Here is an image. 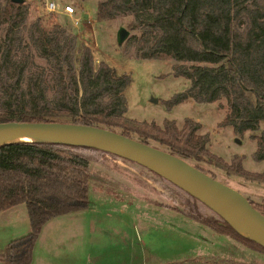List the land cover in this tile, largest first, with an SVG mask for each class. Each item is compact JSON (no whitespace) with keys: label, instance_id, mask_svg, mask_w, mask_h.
Wrapping results in <instances>:
<instances>
[{"label":"trees","instance_id":"obj_1","mask_svg":"<svg viewBox=\"0 0 264 264\" xmlns=\"http://www.w3.org/2000/svg\"><path fill=\"white\" fill-rule=\"evenodd\" d=\"M28 11L24 2L0 0V122L104 127L188 162H204L229 175L264 184V170L244 169L241 156L226 162L212 153L207 136L198 133L201 123L192 118H185L178 128L173 120L166 119L160 126L127 117L124 90L130 75H116L105 62L95 67L87 46L80 50L76 66V39L57 24L49 28L39 19L30 24L29 38L48 67L26 75L30 56L17 50ZM119 13L132 14L141 27L138 36L129 38L136 42L140 58L191 63L188 68L178 66L176 74L188 78L190 86L165 101L168 108L189 96L198 103L224 97L230 111L220 124L231 126L238 135L258 129L264 121V6L259 0H102L97 4L99 19ZM243 17L247 28L241 32L235 25ZM252 139L257 144L254 159L264 160V133H253ZM89 152L117 157L58 141L0 144V211L24 203L30 227L27 234L6 244L4 264H31L33 247L46 222L89 207ZM250 202L264 213V203ZM215 214L216 218L185 215L264 255L260 241L242 235ZM221 264L251 263L225 259Z\"/></svg>","mask_w":264,"mask_h":264},{"label":"rangeland","instance_id":"obj_2","mask_svg":"<svg viewBox=\"0 0 264 264\" xmlns=\"http://www.w3.org/2000/svg\"><path fill=\"white\" fill-rule=\"evenodd\" d=\"M48 1H53L59 11L63 6L70 4L75 8V14L69 16L61 12H48L46 9ZM99 1L102 0H23L29 11L19 33L17 53L24 52L30 56L26 75L43 72L48 67L46 60L40 57L29 38L30 24L37 19L49 28L57 24L66 30L68 36L76 39L74 52L76 66H78L80 50L87 46L92 51L95 67L100 62H105L116 75H130V83L124 90L127 117L138 121H154L160 126L166 119L173 120L178 128L183 126L185 118H192L201 123L198 133L207 136V148L212 153L226 162H230L235 156H241L244 169L262 172L264 160L254 159L257 144L255 139H252V134L264 133V121L254 132L245 131L242 135L236 134L231 126L220 124L230 111L224 97L216 102L198 103L189 96L186 100L168 108L165 101L177 93L184 92L190 86L188 78L176 74L178 66L188 68L191 63L173 59L140 58L136 53V42L129 39L131 35L138 36L141 31L134 16L119 13L112 18L99 19L96 17ZM259 4L264 6V0H259ZM75 18L79 21L77 25L74 23ZM121 27L128 31V35L118 43L116 36ZM235 28L241 32L245 31L247 22L244 17L236 23ZM49 95L51 96V93ZM89 154L91 180L88 208L108 210V213L102 214V217H109L108 221L107 218L105 220L112 224H118L117 210L133 211L136 218H133L135 223H131L130 226L133 227L137 223L138 232L142 236V242H137V252L139 255L152 257L148 262L144 260L143 264L194 262L199 257L204 258L202 256L205 255L200 251L202 244L196 246L192 241L203 243L206 240L208 243L209 240L217 242V239L216 264L223 263L225 259L264 264V255L261 253L247 248L228 236L216 232L217 236L209 235L208 230L203 232L199 222L185 214L206 218H216L217 215L178 186L134 162L102 152H89ZM189 162L197 164L205 172H210L217 180L232 186L249 200L259 204L264 203V184L229 175L204 162L192 160ZM142 202L168 208L158 206L160 208L157 211L148 209L147 213H142L140 211L143 210L139 208ZM21 207L25 208L24 205ZM111 207H114L115 212L110 210ZM111 212L116 219L115 222ZM0 219L4 220L8 217L1 215ZM2 235L0 233V244ZM7 243L9 242L2 245L3 253Z\"/></svg>","mask_w":264,"mask_h":264},{"label":"water","instance_id":"obj_3","mask_svg":"<svg viewBox=\"0 0 264 264\" xmlns=\"http://www.w3.org/2000/svg\"><path fill=\"white\" fill-rule=\"evenodd\" d=\"M12 1L23 2V0ZM127 35L128 31L125 28H119L116 36L117 42H122ZM152 100L157 101V99ZM12 137L20 139L3 141ZM12 141H58L116 155L134 162L178 186L209 207L234 228L232 215L224 205L233 208L246 224L264 233V213L256 209L250 200L238 190L210 176L179 156L114 130L71 122H0V144ZM250 237L264 245V240Z\"/></svg>","mask_w":264,"mask_h":264},{"label":"crops","instance_id":"obj_4","mask_svg":"<svg viewBox=\"0 0 264 264\" xmlns=\"http://www.w3.org/2000/svg\"><path fill=\"white\" fill-rule=\"evenodd\" d=\"M22 204L25 206L21 203L0 211V216L8 217V219H0V233L3 234L0 244V264H4L2 245L29 232L26 206L21 207ZM141 204L139 208L143 210L140 211L142 213H147L148 209L157 211L160 207L168 208L149 202ZM111 208L110 210L115 212L114 207ZM113 212L111 217L115 222ZM132 212L117 210L118 224L107 222L109 217H102V214L108 213V210L99 208H87L50 219L40 230L33 247L31 264H143L144 260L148 262L152 257H145L137 252V242H142V236L138 232L137 223V226H130L131 223H135L133 218H136ZM199 226L203 232L208 230L209 235H216L213 230L201 223ZM192 242L196 246L202 244L200 251L204 252L205 256L188 264H216L218 239L217 242L216 240H209L208 243L206 240L203 243Z\"/></svg>","mask_w":264,"mask_h":264},{"label":"bare ground","instance_id":"obj_5","mask_svg":"<svg viewBox=\"0 0 264 264\" xmlns=\"http://www.w3.org/2000/svg\"><path fill=\"white\" fill-rule=\"evenodd\" d=\"M20 139L17 137H12V138H6L3 141H11V140H16ZM35 139V138H33ZM224 207L228 210V212L232 215V221L234 223L235 228L243 235H250L259 239L264 240V233L253 228L252 226H249L246 224L244 221L241 220V218L238 216L239 214L231 207H228L224 205Z\"/></svg>","mask_w":264,"mask_h":264},{"label":"built area","instance_id":"obj_6","mask_svg":"<svg viewBox=\"0 0 264 264\" xmlns=\"http://www.w3.org/2000/svg\"><path fill=\"white\" fill-rule=\"evenodd\" d=\"M46 9L48 12H61V13H64L66 15H69V16L75 14V8L72 5L67 4V5L63 6L62 9L59 11L57 5L53 1L47 2ZM78 22H79L78 19L75 18L74 23L77 25Z\"/></svg>","mask_w":264,"mask_h":264}]
</instances>
